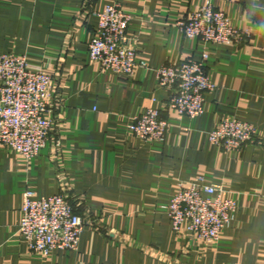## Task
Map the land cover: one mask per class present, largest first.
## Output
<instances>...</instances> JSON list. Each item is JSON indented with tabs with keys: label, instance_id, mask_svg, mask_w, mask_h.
I'll use <instances>...</instances> for the list:
<instances>
[{
	"label": "crops",
	"instance_id": "crops-1",
	"mask_svg": "<svg viewBox=\"0 0 264 264\" xmlns=\"http://www.w3.org/2000/svg\"><path fill=\"white\" fill-rule=\"evenodd\" d=\"M207 1L248 30L249 41L185 36L178 22ZM113 2L131 15L126 41L147 69L115 73L90 59L97 13ZM3 53L52 76L57 128L30 163L0 144V264H264V0H0ZM187 58L203 60L216 84L193 118L167 107L170 91L156 73ZM149 107L168 120L163 141L131 131ZM230 116L252 124L257 141L232 151L212 144L209 132ZM197 177L237 201L213 242L174 231L169 218L179 184ZM63 183L87 225L78 249L42 256L19 231L24 193L46 197Z\"/></svg>",
	"mask_w": 264,
	"mask_h": 264
},
{
	"label": "built area",
	"instance_id": "built-area-1",
	"mask_svg": "<svg viewBox=\"0 0 264 264\" xmlns=\"http://www.w3.org/2000/svg\"><path fill=\"white\" fill-rule=\"evenodd\" d=\"M97 16L98 25L88 43L90 59L115 73L132 74L138 65L147 69L146 61L137 59V48L126 41L131 15L113 2ZM178 25L185 36L211 43L238 46L247 43L251 36L248 30L234 26L226 12L211 1L191 10ZM207 56L205 53L203 59ZM156 73L159 85L170 91L169 109L191 118L204 113L205 93L214 90L216 84L208 77L203 60L187 58L166 63ZM52 81L49 73L30 64L26 56L0 54V144L11 146L29 163L57 128L50 115ZM168 125L159 108L149 107L134 117L131 131L144 141H163ZM209 141L226 151L239 150L257 141V131L252 124L230 116L209 132ZM61 189L46 197H37L30 188L24 193L19 231L29 249L42 256L56 249H78L87 225L67 184L63 183ZM236 210L237 201L225 196L224 187L207 183L203 177L189 184L180 183L168 207L174 231H185L208 242L220 238L235 218Z\"/></svg>",
	"mask_w": 264,
	"mask_h": 264
}]
</instances>
